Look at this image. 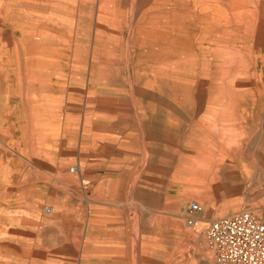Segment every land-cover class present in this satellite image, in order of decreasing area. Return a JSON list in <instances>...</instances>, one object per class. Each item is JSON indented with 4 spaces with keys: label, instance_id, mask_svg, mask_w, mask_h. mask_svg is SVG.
Listing matches in <instances>:
<instances>
[{
    "label": "rangeland",
    "instance_id": "rangeland-1",
    "mask_svg": "<svg viewBox=\"0 0 264 264\" xmlns=\"http://www.w3.org/2000/svg\"><path fill=\"white\" fill-rule=\"evenodd\" d=\"M36 1L2 12L0 264H217L214 221L264 219V0Z\"/></svg>",
    "mask_w": 264,
    "mask_h": 264
},
{
    "label": "built area",
    "instance_id": "built-area-1",
    "mask_svg": "<svg viewBox=\"0 0 264 264\" xmlns=\"http://www.w3.org/2000/svg\"><path fill=\"white\" fill-rule=\"evenodd\" d=\"M202 207L192 202L186 225L199 226ZM206 238L214 249L217 264H264V219L249 211H242L214 221Z\"/></svg>",
    "mask_w": 264,
    "mask_h": 264
},
{
    "label": "crops",
    "instance_id": "crops-1",
    "mask_svg": "<svg viewBox=\"0 0 264 264\" xmlns=\"http://www.w3.org/2000/svg\"><path fill=\"white\" fill-rule=\"evenodd\" d=\"M9 1L11 2L10 3L11 5H13L14 3L16 4V6L18 7L17 11H21V14H23V10H26V12L28 11L31 12L34 18V13L38 11V7H37L38 2L36 0H33L32 4H30L31 2L29 0H0V77H3V80H4V82L0 83V93L3 92V90L4 92H7L9 89H11L13 84L12 82L8 83L6 81L7 77L14 76L18 72L16 67L14 68L13 63L11 62L12 58H11L10 52H17L20 50L23 53V48H22L23 34L21 37H17L16 40H13L11 36V30L7 28V22L5 20V16L2 13L3 11L6 12L8 10ZM23 4L25 5L24 7H23ZM34 55H39V52H36ZM34 74L35 73L33 71L32 75ZM4 102L5 100L1 98L0 99V116L6 110L5 107L7 105ZM4 119L5 118H3L2 120L0 119V132L4 131V128L7 126V124H9L8 121L6 124H4V122L6 121Z\"/></svg>",
    "mask_w": 264,
    "mask_h": 264
},
{
    "label": "bare ground",
    "instance_id": "bare-ground-1",
    "mask_svg": "<svg viewBox=\"0 0 264 264\" xmlns=\"http://www.w3.org/2000/svg\"><path fill=\"white\" fill-rule=\"evenodd\" d=\"M230 162H231L232 164L235 163L232 159H231ZM230 167H231L232 170L237 171L236 166L234 167V166L230 165ZM247 170H248V167H247V166H244V167H243V170H242L243 172H242L241 170H238L237 173H239V175H244V173L248 174V173H247ZM240 173H242V174H240ZM239 175H238V176H239ZM240 178H241V177H240Z\"/></svg>",
    "mask_w": 264,
    "mask_h": 264
}]
</instances>
